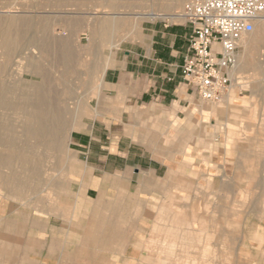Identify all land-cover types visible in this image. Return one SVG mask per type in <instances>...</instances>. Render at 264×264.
Listing matches in <instances>:
<instances>
[{
	"label": "rangeland",
	"instance_id": "374dc122",
	"mask_svg": "<svg viewBox=\"0 0 264 264\" xmlns=\"http://www.w3.org/2000/svg\"><path fill=\"white\" fill-rule=\"evenodd\" d=\"M107 1L0 0V16L29 17L36 23L33 28L26 29L25 32H29L24 42L8 52L10 57L5 54L6 50L0 48V62L7 69L1 79L7 87L16 90V97L21 93L33 94L38 87L57 93L61 98L66 97L69 103L73 102L68 110L67 135L73 129L85 100L91 109L97 98V95L91 99L82 96L85 91L95 93L96 88L100 87V72L93 66H99L100 60L107 55L113 56L121 47L139 40L145 23L160 20L145 18L134 29L127 28L119 33L110 28L100 30L95 35L91 28L98 22H130L135 11L142 13L140 9L109 10ZM167 1L163 0L162 3ZM190 1L194 0H186L175 9H162L158 14L180 15L183 6ZM125 2L133 3L118 1L117 5L121 6ZM98 6L100 8H96ZM62 12L66 14L60 15ZM143 12L148 13L145 10ZM176 18L167 20L169 24L184 23L182 19ZM46 23L48 28L42 26ZM258 33L249 35L247 39L257 37ZM51 36L56 40L69 37L67 49L73 56L62 59L64 64L56 60L61 46L56 45L60 47L57 50V47L47 43ZM255 47V52H251L253 59H250L249 67L235 72L240 84L234 85L228 93H234L235 98L228 110L223 105L228 95L214 105L201 103L194 98L193 103L200 107L203 115L213 114V127L206 128V125L198 124L197 131L192 133L164 129L159 126L161 120L154 117L150 108H135L131 126L125 128L123 134L128 135L139 149L150 150L155 160L167 167V175L163 179H154L152 189H158L156 192L146 191L144 193L147 195L144 196L140 192L135 195L126 192L134 198H130L132 201L124 210L119 208L121 210L116 213V217L128 239L121 245L112 244L95 249L94 252L103 260L101 264H264V45ZM6 55L8 59L5 61ZM31 66L37 67L40 77L29 73ZM75 105H79L77 109ZM229 111L233 113L230 119ZM0 114L12 120L9 126L0 129V134L15 140L12 146H15L13 149L16 154L22 152L21 148L24 150L25 146H32L33 155L37 156L33 163L47 170L37 193L29 195V188L22 186L20 178L17 183L14 182L12 176V169L20 167L19 164L23 162L21 155H11L5 166L0 167V233L10 232L3 228L5 221L16 222L15 210L25 207L17 200L8 199L6 194L14 196L17 193L15 196L18 197L23 194L29 199V207L54 210L49 215L36 213L41 221L50 220L51 226L63 231L54 252L77 251L81 246L78 233L91 216L90 209L94 201H75L77 185L81 184V177L86 172L84 164L78 161L75 147L70 145L75 132L67 140L64 135L58 147L52 143L47 146L45 143L34 144V141L24 142L22 136L25 128L20 124L21 115L11 111H1ZM217 114L218 118L214 116ZM227 119L231 127L225 129L221 125ZM197 121H200L199 118ZM88 129L81 127L79 131ZM188 147L195 148L193 157L184 152ZM47 152L50 153L45 156ZM60 152H63L64 166L58 164L55 155ZM71 178L73 182H69ZM117 179L121 180L118 189L123 186L126 189L124 179ZM61 182L67 186L58 188L55 185ZM90 197H96V193L91 192ZM105 214L111 215L109 211H105ZM51 226L47 225L49 229ZM49 249L53 251L52 246ZM36 252L34 247L31 251L34 254L31 256L32 264H57L55 260L42 261L43 257H37ZM40 260L42 263L38 262Z\"/></svg>",
	"mask_w": 264,
	"mask_h": 264
},
{
	"label": "crops",
	"instance_id": "0c3cea01",
	"mask_svg": "<svg viewBox=\"0 0 264 264\" xmlns=\"http://www.w3.org/2000/svg\"><path fill=\"white\" fill-rule=\"evenodd\" d=\"M167 19L170 18L145 23L139 40L121 47L113 56L107 55L101 59L99 66H93V69L100 72V87L96 88L95 93L85 91L84 95L81 94L88 96V99L97 95L91 109L87 107L88 101L85 100L78 111L73 129L66 137L67 140L70 134L75 132L71 136L70 145L75 147L78 161L83 163L86 169L81 177V184L77 185L75 201H94L90 209L91 216L78 233L81 246L72 253L54 252V249L58 248V238L63 235V231L51 226L50 220L41 221L36 214L42 212L49 215L54 210L32 208L29 207L28 198L6 194L8 199L17 200L25 207L15 210L16 222L7 220L4 223L3 228L10 232L0 233V264H32L34 262L31 256L34 254H31V251L34 247L37 249L36 256L43 257L42 261L55 260L57 264H101L103 260L94 252L95 249L126 242V231L116 217V213L129 206V201L134 198L129 197L126 192L134 195L140 192L141 196L147 195L144 193L146 191L156 192L158 189H152L154 179H163L167 175V167L155 160L150 150L139 149L128 135L123 134L124 129L131 126L135 108H150L154 117L161 120L159 126L164 129L172 128L192 133L197 131L198 124H204L206 128L213 127V114L203 115L200 107L193 103L196 96L189 90L181 73L192 28L185 23L169 24ZM230 98L235 99L234 93L225 98L223 105L227 110L232 103ZM214 116L218 118L219 115ZM232 116L233 113L229 119ZM198 118L200 121H197ZM203 119L205 121H202ZM229 119L221 125L225 129L231 127ZM81 127L89 129L79 131ZM194 149L188 147L184 152L193 157ZM55 155L58 164L64 166L63 152ZM20 159L23 164H20L15 173L29 177L30 185L24 186L29 188V195H35L47 170L43 166L33 164L37 159L33 153H23ZM26 160L30 162L26 163ZM117 177L124 179L127 183L126 189H123L124 186L118 189L121 180ZM73 181L72 178L69 180ZM55 185L58 188L67 186L63 182ZM91 192L96 193V197L91 198ZM105 211H109L111 215L107 216ZM48 224L52 228L49 229ZM43 235L45 236L40 237ZM50 246L53 251H50Z\"/></svg>",
	"mask_w": 264,
	"mask_h": 264
},
{
	"label": "bare ground",
	"instance_id": "6f19581e",
	"mask_svg": "<svg viewBox=\"0 0 264 264\" xmlns=\"http://www.w3.org/2000/svg\"><path fill=\"white\" fill-rule=\"evenodd\" d=\"M118 1H132L133 3L129 2V3H131V5H128L129 3L125 2L126 4L124 3L120 6V4L117 5ZM162 1L163 0H108L107 1V8L109 10L116 11L115 9H122L123 11L124 10L125 11L126 10L127 11L128 10L133 11L134 9H140V10H142V13H139V12L134 10L136 13L134 14L135 16H133L131 18L132 21H130V22H127L126 20H122V21L118 20L115 22H109V21L108 22L107 21L98 22L96 25L94 24L93 27L91 26L92 27L91 31H93L94 34L97 35V33L100 30L113 28L114 30H118L117 32L120 33V32H123L124 30H126L127 28L134 29L135 26H137L139 24V22L145 18L153 20V19H161V18L175 19V17H177V18L180 17V15L177 13H175V14L173 13L170 15L162 14V13L158 14V13L160 11H162V9H175V8L179 7L186 0H168L165 3H162ZM96 8H100V7L98 6ZM144 10L148 11V13L143 12ZM86 13H88V12H86ZM59 14L63 15L66 13L62 12ZM75 14L82 15L83 13H81V12L77 13L76 12ZM43 22L45 23L44 19H43ZM40 23H42V22H40ZM78 23H79V21H78ZM35 24H36L35 21L30 19L29 17L28 18H26V17L25 18H12V17L0 16V48H1V50L2 49L4 51L6 50L5 54L8 55V52L11 49L15 48L16 46L21 45L24 42L25 35L27 32H29V31L25 32L26 29L31 28ZM72 24H75V23L72 22ZM42 26L44 28H46V27L48 28L49 25H47V23H46ZM73 26H76V24ZM41 30H43V29H41ZM257 31H259V33L257 34V37H254L251 40L246 39L243 42L241 53L238 54V56H237L236 70H240L242 68L249 67L250 59H253V53L251 54V52L252 51L255 52V50H256L255 46H257L258 44L264 45V16L256 22L255 32L253 31L250 35H253ZM17 32H19V33H17ZM48 37L46 39H48ZM29 38H31V36H29ZM33 40H34V38H33ZM37 42H39V41H34V43H37ZM43 43H41V44H43ZM47 43L54 45L55 47H57L56 45H58V44L61 46V48L58 46L60 48V50L57 47V50H59L60 53L58 52L59 55L58 56L56 55V57L58 59H56V58L55 59L58 60V62L63 63L62 59L66 60V59H69L73 56L70 53L71 51H69L67 49L69 44H70L69 37L66 39L62 38V39L56 40V39H54V36H51L48 39ZM46 46H47V44H46ZM49 49H50V46H49ZM53 53H55V52L53 51ZM7 55H6V58H5V56H3V58H5V61H6V59H8ZM0 56L2 57V55H0ZM8 56L10 57V55H8ZM1 63L2 62H0V112L1 111H11V112H14L15 114L17 113L18 115H21V121H20L21 123L20 124H23L22 126H24V128H25L24 134L22 136L24 138V142H25V140L34 141L35 142L34 144L45 143L44 145H47V143H49V145H51V143H52L53 146L58 147L60 145L62 139L64 138V135H65V137L67 136L66 131L68 130L67 129L68 128L67 123H68V116H69L68 110L71 109L70 105H73L72 104L73 102L69 103V99H66V97L61 98V97H59V94L57 95V93L45 91V89L43 90L42 88H38V87L35 89L33 94L21 93V95H18V97H16L17 96L16 90L12 89L10 87H7L4 84L3 80L1 79V75L7 73V69L4 66L5 64L2 66L3 63L2 64ZM8 63H10V62L8 61ZM10 67H12V66H10ZM250 67H251V65H250ZM31 68H32L31 71L28 70L29 73L33 76L34 75L37 76L38 75V72L36 71L37 67L34 68L31 66ZM8 73H10V72H8ZM10 75H12V74H10ZM43 77L41 76V78H43ZM43 81H45V80L43 79ZM43 84H44V82H43ZM45 85H46V83H45ZM47 85H49V84H47ZM47 87H49V86H47ZM28 92H26V93H28ZM233 100H234L233 98H230L231 102H233ZM71 101H73V99ZM78 106L79 105H75L76 109ZM10 121H12V120H10L5 115L0 114V129L3 127L9 126ZM15 135H17V134H15ZM14 143H15V140L12 139V137L10 138V137L3 136L0 134V167H3V165L5 166L4 163L6 162V160L11 155H12V157H19L23 153H25L27 155H29L30 153L31 154L33 153L32 152L33 151L32 146L26 147L25 145L27 143H25V145H24L25 149L23 150V148H21L22 152L19 155H17L16 154L17 152L15 151V149H13L15 146L14 147L12 146ZM7 149H10V150L8 151ZM22 166L25 167V165H22ZM17 168H20V167H16V169ZM16 169H14V170L12 169V172H13L12 176H13L14 182L17 183L18 182L17 179L20 178V183L22 182L23 187H25L24 185H27V186L30 185L29 177H25V176L22 177L20 175H16L17 174V173H15V172H17V171H15ZM31 170H33V168ZM29 172H31V171H29ZM17 176H19V177H17ZM2 186H3V183H2ZM4 187H5V185H4ZM9 190L10 189H8L7 191H9ZM11 191H9V192H11ZM17 191H19V190H17ZM11 193H13V191ZM15 194H17V193H15ZM20 196H24V195L21 194Z\"/></svg>",
	"mask_w": 264,
	"mask_h": 264
},
{
	"label": "built area",
	"instance_id": "2783aa9c",
	"mask_svg": "<svg viewBox=\"0 0 264 264\" xmlns=\"http://www.w3.org/2000/svg\"><path fill=\"white\" fill-rule=\"evenodd\" d=\"M263 16L264 0H194L183 6L179 18L192 33L181 73L201 103L218 104L239 86L237 56Z\"/></svg>",
	"mask_w": 264,
	"mask_h": 264
}]
</instances>
